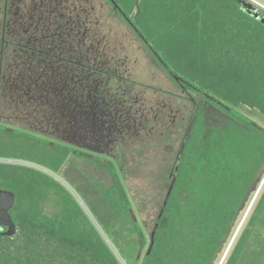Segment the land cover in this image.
<instances>
[{
    "label": "trees",
    "instance_id": "16d2710c",
    "mask_svg": "<svg viewBox=\"0 0 264 264\" xmlns=\"http://www.w3.org/2000/svg\"><path fill=\"white\" fill-rule=\"evenodd\" d=\"M140 2L147 15L140 32L143 39L162 68L193 91L195 103L209 100L231 110L251 108L264 121V47L243 48L237 39L239 31L250 29H255L258 41L264 38L260 19L243 10L239 0ZM165 15L172 16L168 27L158 29L156 23ZM226 38L230 39L227 45ZM202 109L200 103L191 132L182 140L142 257L144 234L132 218V206L120 184L94 183L111 201L127 233L136 235L137 251L130 264H214L227 243L236 219L231 229L229 225L264 158V132L244 129L250 122L260 125L259 121L236 110L242 125L228 122L222 132L215 124L208 136ZM21 138L13 128L0 124V155ZM48 147L52 167L60 170L69 164L78 170L79 161L68 155L72 151ZM94 166L121 180L115 163L102 160ZM82 167L91 170L83 162ZM79 179L88 186L89 180ZM0 188L15 195L10 215L16 225L12 236L0 234V264H122L68 190L52 176L26 164L0 161ZM103 218L108 225V217ZM247 233L225 264H259L245 241Z\"/></svg>",
    "mask_w": 264,
    "mask_h": 264
},
{
    "label": "flooded vegetation",
    "instance_id": "af4514ba",
    "mask_svg": "<svg viewBox=\"0 0 264 264\" xmlns=\"http://www.w3.org/2000/svg\"><path fill=\"white\" fill-rule=\"evenodd\" d=\"M140 1L0 0V120L7 122L0 124L24 138L72 151L68 155L74 157L73 162L79 161L78 168L82 162L92 169L102 160L118 164V151L128 146L133 135H140L147 119L144 99L129 94L132 87L127 84L135 83L127 66L133 51L117 39L115 22L127 27L191 103L183 139L191 132L200 103L208 136L215 124L221 131L228 122L242 125L236 110L257 121V112L251 108L252 114L239 107H219L209 100L195 103L193 91L162 68L157 54L143 39L140 32L146 17ZM127 35L123 37L127 39ZM6 110L10 116L3 115ZM8 118L20 124L14 125ZM156 120L157 114H153V122ZM258 123L243 127L264 132V121ZM177 156L178 152L174 164ZM252 183L240 213L255 196L237 241L248 231L245 241L260 264L264 263V171L261 179Z\"/></svg>",
    "mask_w": 264,
    "mask_h": 264
},
{
    "label": "rangeland",
    "instance_id": "374dc122",
    "mask_svg": "<svg viewBox=\"0 0 264 264\" xmlns=\"http://www.w3.org/2000/svg\"><path fill=\"white\" fill-rule=\"evenodd\" d=\"M256 1L264 5V0ZM251 5L253 8L259 9L254 4ZM260 14L261 17H264V11L261 10ZM171 17L165 15L162 22L153 23H156L158 29H163L162 27L167 29ZM177 18H180V16ZM250 24H255V22L250 21ZM113 30L118 31L117 35L120 38L117 39H121L125 42L127 48L133 51V56L130 57L127 66L131 69L130 75L136 84H127V86L132 87L129 94H138L144 99L143 104L146 109L144 120L147 119L146 122H143L140 135H133L129 139L128 146L118 151L120 156L116 165L120 170L121 180H118L117 175L111 178L105 169L98 167L97 170L96 168L90 170L88 167H77L81 174L75 170V166L69 167V164L60 166V170L54 168L51 166L52 160L50 159L49 147L37 139L21 138V140L7 146L8 150L5 151L4 155H0V161L26 164L52 176L68 190L73 201L77 203L86 217L99 230L122 264H130L134 260L137 251L136 235L127 233L122 226L121 218L118 219L115 216L111 201L98 190L94 183L102 184L104 187L111 186L113 182L120 184L121 190L130 202L138 225L144 234L145 241L140 255L142 257L170 184L169 173L175 163L176 153L181 146L192 105L177 84L171 81L166 73L153 62L144 46L136 41L130 31H127V27L115 22ZM161 33L163 34V31ZM239 33L240 36L237 39L241 41L243 48L256 49L257 46L264 47V38L258 41L255 29L241 30ZM124 34H128L127 39L123 37ZM229 42L230 39L226 38L225 44L227 45ZM241 110H247L251 114L255 112L251 109L248 110L246 107H242ZM153 114H157L156 123L153 122ZM3 115L10 116V110L3 112ZM254 115L261 122L260 116L255 113ZM8 120H11L14 125L20 124H17L16 119L13 118H8ZM0 121L5 122L2 119ZM152 127L153 129L150 130ZM68 170L72 171L71 175L68 174L70 173ZM79 177L86 178L91 183L85 179L88 182L87 186ZM261 183L262 181H260L256 191L260 188ZM263 187L264 184L261 189ZM254 196L255 193L248 201L245 210L240 213L225 247L214 264L226 263L245 227ZM102 215L108 217V225L104 222ZM121 215H124V212Z\"/></svg>",
    "mask_w": 264,
    "mask_h": 264
},
{
    "label": "water",
    "instance_id": "95a60500",
    "mask_svg": "<svg viewBox=\"0 0 264 264\" xmlns=\"http://www.w3.org/2000/svg\"><path fill=\"white\" fill-rule=\"evenodd\" d=\"M239 1L244 5L243 10L251 13L256 18L260 19L262 23H264V17H261L260 11L257 8H253V6L250 3L244 0H239ZM263 171H264V158L262 160L260 167L258 168L257 173L255 174L253 178L252 184H255L261 179V174L263 173ZM250 192H251V188H249L248 191L245 193L241 201V204L239 205L238 211L229 225V229L232 228L235 222V219L238 213H240V211L242 210L244 204L246 203ZM0 200H2V203H0V234L5 235V236H12L16 232V225L13 219L11 218L10 209L14 205L15 195L13 192L9 190L0 189ZM130 213L132 215V218L135 224L138 225V222H137V219L134 213L131 210H130Z\"/></svg>",
    "mask_w": 264,
    "mask_h": 264
},
{
    "label": "built area",
    "instance_id": "2783aa9c",
    "mask_svg": "<svg viewBox=\"0 0 264 264\" xmlns=\"http://www.w3.org/2000/svg\"><path fill=\"white\" fill-rule=\"evenodd\" d=\"M246 2L250 3V4H254L255 6L259 7V9H261L262 11H264V5H262L261 3H259L256 0H245Z\"/></svg>",
    "mask_w": 264,
    "mask_h": 264
},
{
    "label": "snow or ice",
    "instance_id": "6c2138e0",
    "mask_svg": "<svg viewBox=\"0 0 264 264\" xmlns=\"http://www.w3.org/2000/svg\"><path fill=\"white\" fill-rule=\"evenodd\" d=\"M0 203H2V200H0Z\"/></svg>",
    "mask_w": 264,
    "mask_h": 264
}]
</instances>
